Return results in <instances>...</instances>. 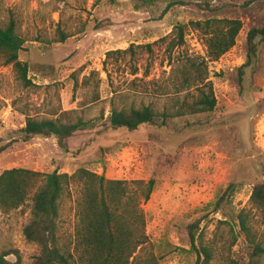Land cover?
I'll return each mask as SVG.
<instances>
[{
	"label": "rangeland",
	"instance_id": "374dc122",
	"mask_svg": "<svg viewBox=\"0 0 264 264\" xmlns=\"http://www.w3.org/2000/svg\"><path fill=\"white\" fill-rule=\"evenodd\" d=\"M7 10L23 37H38L40 42L28 40L18 53L19 60L29 65L27 78L32 85L26 88L12 66L0 60V138L16 137L25 113L52 117L77 110L90 126L68 139L67 152L57 147L54 138L38 136L12 144L0 153V173L27 168L71 174L82 167L106 179L154 177L155 187L141 208L145 233L159 264H194L196 254L188 243L187 226L195 221L202 243L215 247L211 264L246 260L237 221L213 212L212 204L234 181L239 186L232 197L234 211L246 208L253 185L264 178V46L259 69L245 80L243 89L238 88L235 73L246 59L247 31L264 21L262 1L0 0V19L7 17ZM207 18L241 22L234 45L216 60L208 57L205 35L190 25ZM57 21L63 31L74 34L62 43L49 41ZM178 24L186 26L184 45L167 53L158 40ZM130 44H149L150 49L135 48L134 56L129 52L104 62L107 51ZM183 57L204 64L205 81L211 84L215 99L212 112L174 118L166 127H108L112 92L125 95L119 100L122 105L153 102L159 109L175 107L170 72L178 70V58ZM134 68L138 71L132 75ZM92 71L98 75L82 84ZM144 71L148 76L143 80L152 83L144 89L139 81L132 86L131 80L141 78ZM188 92L196 95L194 88ZM185 93L177 97L182 99ZM74 197L70 190L60 203L61 244L73 238ZM27 213L25 205L0 215V253L17 250L20 264H29L37 253L21 234ZM223 220L227 223H218ZM253 230L262 231L259 225ZM5 259L10 264L16 260L13 254ZM258 264H264V257Z\"/></svg>",
	"mask_w": 264,
	"mask_h": 264
},
{
	"label": "trees",
	"instance_id": "16d2710c",
	"mask_svg": "<svg viewBox=\"0 0 264 264\" xmlns=\"http://www.w3.org/2000/svg\"><path fill=\"white\" fill-rule=\"evenodd\" d=\"M261 1L264 5V0ZM7 13L6 18L0 19V60L3 65L12 66L26 88L32 85L27 78L29 65L19 60L18 53L26 41L36 42L39 38L23 37L13 14L10 10ZM190 25L205 35L207 54L212 60H216L234 45L241 28L238 19L227 18H207L190 22ZM185 30L186 26L178 24L158 42L165 44V51L170 53L184 45ZM72 35L74 34L63 31L57 21L53 37L49 41L62 43ZM245 43V62L235 69L240 89H243L245 80L259 69L260 49L264 46V21L249 28ZM141 47L150 49L149 44H130L125 49L107 51L104 62L111 57L115 60L118 56L124 57L129 52L130 56H134V49ZM178 60V70L171 68L170 72L173 74L170 89L173 97H176L175 107L171 110L159 109L153 102L139 105L130 102L129 105H122L119 100L121 102L125 95L112 92L108 127L128 130H137L144 125L166 127L174 118L212 112L215 99L211 84L205 81L204 64L185 57ZM137 71L134 68L131 74L135 75ZM92 75L98 73L92 71L84 76L82 84H88ZM147 76L148 71H144L141 78L131 80V85L134 86L135 81H139L144 89L152 83L150 80H143ZM191 88L196 89L195 96L188 92ZM182 92L186 93L180 99L177 96ZM77 113V110H69L53 114L52 117L25 113L24 126L14 132L16 137L8 140L0 138V142H4L0 144V153L14 143L27 142L38 136L54 138L57 147L67 152L68 139L90 126V122ZM154 187V177L147 180L106 179L102 174L98 175L82 167L71 174L59 173L57 169L40 173L27 168H11L0 173V215L6 216L28 206L27 221L22 226L21 234L25 242L33 245L37 251L29 264H159L154 246L145 233L146 219L141 208ZM238 188L236 182H228L213 202L212 211L221 212L225 217L233 216L243 235L246 260L232 259L227 264H258L264 257V246L260 239L264 236V178L253 185L247 207L234 211L232 197ZM70 190L75 195L76 225L72 241L61 244L59 209L62 197ZM218 223L227 222L223 220ZM254 225L261 227V234L253 230ZM198 228V221L187 226L188 243L196 254L194 264H211L215 247L213 244L202 243ZM234 241L233 237L230 246ZM11 254L16 258L12 264H20L17 250L1 252L0 264H10L5 257Z\"/></svg>",
	"mask_w": 264,
	"mask_h": 264
}]
</instances>
